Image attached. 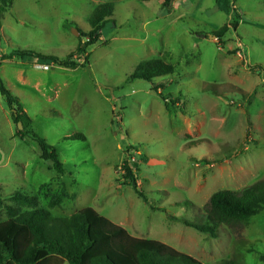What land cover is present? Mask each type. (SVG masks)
Returning a JSON list of instances; mask_svg holds the SVG:
<instances>
[{"label":"rangeland","instance_id":"1","mask_svg":"<svg viewBox=\"0 0 264 264\" xmlns=\"http://www.w3.org/2000/svg\"><path fill=\"white\" fill-rule=\"evenodd\" d=\"M109 2L114 21L86 55L74 52L87 41L94 9ZM19 48L80 66L2 60ZM149 60L176 73L151 83L132 79ZM0 62L32 131L56 149L66 171L58 174L34 141L18 137L0 95L5 205L15 206L9 195L19 192L36 196L53 217L93 208L133 237L202 264H264V211L245 227H221L216 239L172 219L194 221L214 193L264 182V0H15L2 20ZM158 93L182 97L166 107ZM78 133L86 140H65ZM124 161L143 198L127 185ZM63 188L62 204L50 209ZM9 219L0 206V223Z\"/></svg>","mask_w":264,"mask_h":264},{"label":"trees","instance_id":"2","mask_svg":"<svg viewBox=\"0 0 264 264\" xmlns=\"http://www.w3.org/2000/svg\"><path fill=\"white\" fill-rule=\"evenodd\" d=\"M148 1V0H139ZM167 2L171 0H165ZM15 0H0V31L2 20L14 5ZM114 21V4L104 3L92 12L89 24L90 32L82 35L87 38L74 52L86 55L87 50L95 46L106 27ZM236 28V27H234ZM229 27H221L214 37L223 36ZM73 54V53H72ZM72 56V55H70ZM35 59L48 62L66 69H76L80 65L60 60L55 55H46L37 50L15 49L2 55V60L13 58ZM1 66V62H0ZM82 67H85L82 65ZM177 67L160 60H149L138 64L132 79L153 82L159 78L172 76ZM157 92V89H154ZM255 94V91L251 96ZM0 95L11 112L14 123H21L18 137L34 141L39 148L40 158L49 161L58 174H65V168L56 149L31 129L32 119L24 110L21 100L5 85L0 75ZM166 103L178 104L182 95L173 98L170 94L158 93ZM186 114L183 105L178 106ZM19 129V128H18ZM65 140H83L81 133L66 137ZM207 163H214L206 161ZM124 178L127 185L139 196L144 197L129 163H123ZM66 190L49 202L52 209L62 204ZM13 205H5L0 200L10 219L0 223V264H202L195 258L156 241L140 239L130 235L124 228L101 216L93 208H85L67 217H53L48 209L38 208L36 196L13 192L9 195ZM29 208L22 212V208ZM264 211V182H258L243 188L240 192L222 190L214 193L204 207V213L194 221L173 217L211 238H218L223 226L245 227L251 219ZM216 264H241L238 260L228 259Z\"/></svg>","mask_w":264,"mask_h":264},{"label":"built area","instance_id":"3","mask_svg":"<svg viewBox=\"0 0 264 264\" xmlns=\"http://www.w3.org/2000/svg\"><path fill=\"white\" fill-rule=\"evenodd\" d=\"M39 67L42 68L45 71H47L49 69L48 65H39Z\"/></svg>","mask_w":264,"mask_h":264},{"label":"water","instance_id":"4","mask_svg":"<svg viewBox=\"0 0 264 264\" xmlns=\"http://www.w3.org/2000/svg\"><path fill=\"white\" fill-rule=\"evenodd\" d=\"M74 33L78 36L79 35V32L77 30H74ZM214 39H216V37H214ZM22 129V125L21 123H19V130Z\"/></svg>","mask_w":264,"mask_h":264}]
</instances>
